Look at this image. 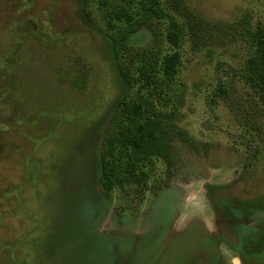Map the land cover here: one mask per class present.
<instances>
[{
  "label": "rangeland",
  "instance_id": "1",
  "mask_svg": "<svg viewBox=\"0 0 264 264\" xmlns=\"http://www.w3.org/2000/svg\"><path fill=\"white\" fill-rule=\"evenodd\" d=\"M184 4L200 39L155 22L115 59L96 0H0V264H264V0ZM173 53L154 97L169 159L106 194L116 63Z\"/></svg>",
  "mask_w": 264,
  "mask_h": 264
},
{
  "label": "trees",
  "instance_id": "2",
  "mask_svg": "<svg viewBox=\"0 0 264 264\" xmlns=\"http://www.w3.org/2000/svg\"><path fill=\"white\" fill-rule=\"evenodd\" d=\"M96 1L105 33L113 43L115 59L123 54L121 42L142 26L153 27L155 22L163 24L166 42L176 47L181 46L187 33L196 42L195 37L200 39L199 34L210 27L199 15L187 10L184 0ZM243 30L255 42V31L246 27ZM152 33L155 35L157 32ZM140 58L144 65L138 68L136 75L121 62L116 63L125 81V90L114 105L110 129L99 155L100 186L106 194L114 187L145 180L149 172L142 167L152 157L166 162L169 159L170 147L161 128L154 97L173 84L179 58L177 53L148 60L142 54ZM159 70H162V75L157 74ZM137 85L147 86L146 94L132 92Z\"/></svg>",
  "mask_w": 264,
  "mask_h": 264
}]
</instances>
